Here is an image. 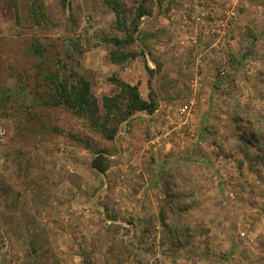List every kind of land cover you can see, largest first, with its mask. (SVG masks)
<instances>
[{
	"label": "rangeland",
	"instance_id": "obj_1",
	"mask_svg": "<svg viewBox=\"0 0 264 264\" xmlns=\"http://www.w3.org/2000/svg\"><path fill=\"white\" fill-rule=\"evenodd\" d=\"M34 1L50 17L49 24L31 26ZM143 1L152 15L156 0H122L124 13L134 14ZM187 1L191 7L176 21L183 32L175 28L146 36L152 28L144 25L146 15L134 33L136 42L127 49L146 46L155 70L151 76L142 57L124 66L109 62L103 37L124 32L113 27L116 15L106 0H70L69 8L61 0H17V12L13 0H0V99L13 97L7 108L0 104V124L7 131L0 162V264H115L129 259L133 246L139 251L132 264H264V0ZM211 1L232 10V23L238 26L226 41L217 42L219 35L211 30L218 47L190 35L187 27L204 29L206 21L215 25ZM203 10L205 24L193 17ZM66 37H81L87 49L69 57ZM36 39L51 60H64L67 72H82L100 103L103 95L115 93L109 80L113 73L126 81L129 75L146 74V94L150 83L159 102L167 100L168 111L159 114L160 105L154 113L144 111L154 116L144 123L142 139L118 153L120 143L106 139L87 116L34 101L50 95L40 87V59L31 46ZM210 56V66H202L199 60ZM178 81L189 91L188 99L169 96ZM207 89L211 120L197 154L204 160L191 166L179 161H188L193 148L185 141L190 122L184 123L179 110L185 105L196 110L200 97L195 95ZM122 124L116 137L123 135ZM54 126L66 133L55 132ZM127 132L130 144L133 133ZM97 150L107 151L111 159L105 173L91 165ZM161 159L167 164L160 165ZM160 168L171 177L162 184L168 190L151 199L142 189ZM149 198L158 221L153 211L150 218L145 215ZM203 208L210 211L205 214ZM124 222L136 226L132 244L125 242L131 229ZM201 236H206L203 242ZM234 246L238 253L229 257Z\"/></svg>",
	"mask_w": 264,
	"mask_h": 264
},
{
	"label": "trees",
	"instance_id": "obj_2",
	"mask_svg": "<svg viewBox=\"0 0 264 264\" xmlns=\"http://www.w3.org/2000/svg\"><path fill=\"white\" fill-rule=\"evenodd\" d=\"M66 8L70 6V0H61ZM108 5L114 11L116 19L113 27L124 32L122 37L117 33L104 36V43L109 45L108 60L112 64L124 66L130 60L142 57L148 72L153 76L155 70L152 68L146 57V46L138 47V50H128L130 44L136 42L134 33L138 31L142 17L150 15L153 11L148 7L146 1L140 3L134 14L126 15L123 9L122 0H106ZM16 12L18 11L17 0H13ZM37 2H33L29 8V20L31 26L49 24L50 17L46 12L40 9ZM18 17H20L18 15ZM20 21V20H19ZM68 46L67 55L73 57L76 54H81L87 47L81 37L65 38ZM34 55L40 59L37 64L38 76L46 85H40L49 96H39L34 98L39 104L45 106H65L74 114L79 116H87L92 125L98 127L103 136L108 140H114L118 129L122 122L127 120L132 114L138 110L147 111L150 113L156 112L160 102L157 98L156 91L150 85V91L147 97H144L140 91L138 84H130L124 80L119 73L110 75L109 80L114 84L116 90L112 95H103L100 103L98 97L95 96L92 90V83L85 75L79 71L67 72V64L63 59L51 60L45 53L42 45L36 39L31 43ZM46 64V65H45ZM49 66V67H46ZM53 66V68H52ZM69 77H75L69 81ZM37 79V78H36ZM12 95L5 97V100L0 99L2 108H7V104L11 102ZM28 107H32L31 104ZM55 132L66 133L59 127H52ZM70 137L80 142L87 149H91V145L79 138L76 135L67 133ZM111 159L105 150H97L96 155L91 161V165L97 171L105 173L110 167Z\"/></svg>",
	"mask_w": 264,
	"mask_h": 264
},
{
	"label": "crops",
	"instance_id": "obj_3",
	"mask_svg": "<svg viewBox=\"0 0 264 264\" xmlns=\"http://www.w3.org/2000/svg\"><path fill=\"white\" fill-rule=\"evenodd\" d=\"M158 1H159V6L157 7V5L155 4V9H154L155 11L152 14L153 16L150 15L146 19L143 20L144 25H150L152 27V28H150L148 30V32H145L146 36H149L152 32L155 33L157 31H163L164 30L166 32H170V31L175 30V28H177L179 30H182L181 29L182 24H178V23H176V21L178 19L182 18L183 15L185 16L184 13L188 10V7L190 6L189 1H187V0H173V1L172 0H158ZM211 10H213V9H211ZM197 11L198 10H196V12ZM212 17H215V25H216L221 20V12H220V10L219 9L218 10H214L213 11V14H212ZM157 19H158V22H156L155 25L153 26L152 25L153 22L155 20H157ZM162 20H164V21H162ZM215 25H212L211 26V25H209V22L206 21V24L204 25V29H199L198 26H197V24L193 28L189 27V24H188L187 27L190 30V31H188V33L190 35H196V36H200V37L202 36V37H204L206 45H207V42L209 41V43L211 42V44L213 45V47H215V46L218 47V45H216L215 42L212 43L213 36H217V35L214 34L215 32L213 31ZM233 27H234V29H237V27H238L237 26V23L235 21L231 24L230 28L226 31V33L223 35V37L217 36L215 38L216 41L217 40H221V39L224 40V41H226V35L228 37V40H230V37L231 36H233L235 33L237 34L236 30L234 31ZM153 29H154V31H153ZM182 32H183V30H182ZM188 33H184V34H188ZM146 36L143 38V41H144L145 44H148V39H146L147 38ZM235 40H236V37L234 39V42H235ZM202 41H204V40H202V38H201V43H202ZM222 44H225V43H222ZM206 45L203 44L201 46L203 48ZM156 47H160V45L159 46L157 45ZM203 59H204V57L201 60H199L201 62V65L202 66H205V67H209L210 66V61H211L210 60L211 59V56L207 60H205V59L203 60ZM193 66L194 65L192 64V66L190 67V69L192 68L191 70H193ZM187 70H188V68H186V69H184L182 71L183 72H186ZM130 76L131 75H129L127 77L128 82L130 84H132V85L139 84L140 91H141L142 95L144 97H147L148 94H146V90H145L147 88V76H146V74H142V76L137 77L136 79H133L132 77L130 78ZM182 82L183 81L180 80V83L181 84H182ZM181 84L179 85V81L178 82H174L173 83V86L169 89V94L170 95L169 94L168 95L170 97H175L178 100L179 99H183V98L184 99H188L189 96H187V94H189L188 93L189 91H187L186 88L184 89V87L181 86ZM211 96L212 95H210L209 90L208 91H205L204 93L203 92H200L197 96L195 95V98L199 99V97H200V99L198 100V105L196 107V110H194V112H193V116H194V117L192 116L193 119L191 121L189 120V122H191V123L186 128V132L187 133H186V139H185V141L189 145H193L192 146L193 148H192V150L190 152L192 154L189 155L186 158V160H188V161H185V160L182 161V160L179 159V161L185 162L187 164H190L191 166H194V163L193 162H195V161L196 162H199L200 160H204V157L203 156H201V155L198 156L197 154L199 152H200V154L202 153V151H201V146H202L201 143H203V140H205V139L203 138L201 140V138H202L201 136L204 133H206L205 124L211 120L210 113H212V111L210 110V107H209L210 102H212L210 100L211 99ZM160 102H161V104H160V110L162 109L163 111H168V109L167 110L165 109V107L167 105L166 104L167 103V100L166 99L163 100V101L161 100ZM163 102H165V104H164V107L162 108V105H163L162 103ZM162 110L159 112V114L162 112ZM141 111H143V110H141ZM141 111H137L136 113H134L132 116H130L127 120H125L123 122V124H122V127H123L122 128L123 129L122 133H123V135L120 136V137H116L115 138V141L117 143H120V145L118 144V148H119L118 153H120L122 150L124 151V149H126V147L129 146V145L130 146L132 145L134 147L137 146L138 143H139V142H137L138 139L139 138L142 139L140 134H141V130H143V128H144V123L146 124L149 121L150 116H154V115H149L148 114L149 115V117H148V115L144 111L143 112H141ZM192 124H193V126L191 128V125ZM127 131H131L133 133V139H132V141H131L130 144L127 142V140L129 139L128 136H126V134H124V133H129ZM184 132H185V130H184ZM195 134H196V136H195ZM124 137L126 138V141L124 140ZM240 162H243V161L240 160ZM164 164H167V163L165 162V160L161 159L160 165H164ZM161 170L162 169L160 168V173L154 175L153 177L150 176L151 179L150 178L148 179L149 181H151V184H149L150 186L147 185V186H145L142 189V192H144L151 199H153V196L152 195H154V194L156 196H160L159 194H161V193L162 194H164V193L166 194L167 193V191H166L167 188L163 187L162 184H163V181H165L166 184L169 183L168 179L171 178V177L169 176L167 178L168 173L167 174L164 173L166 175H163L162 174L163 172H161ZM144 172L146 173V171H144ZM170 175L171 176L174 175L173 174V171H171ZM164 196H166V195H164ZM150 198L147 199V201L145 202L144 208H143L145 210V215L148 218H150V214H151L150 211H153V212L156 213V215H154L153 217H155L157 219V221H158L159 220L158 215H157L158 214V211L155 209L156 206L150 203ZM95 204L99 208L100 205L97 203V201L95 202ZM101 207H103V206H101ZM203 210H205L204 213L205 212L208 213L210 211V209L207 210V209H204V208H203ZM183 212L184 211H182V213ZM206 219H209V218H206ZM119 221L120 220H117V221L108 220V222H119ZM145 223H146V221H145ZM122 224H123V226H128L127 227L128 229H131V233L124 236L125 237V242L127 244H132V242H136V236H135V233H137L136 232V226L133 223H128V222H124ZM138 238L140 239V242H141L142 241L141 238H144V237H140V235H138ZM205 238H206V236H201L202 242L205 240ZM219 239H217V240H219ZM144 240L146 241V238H144ZM209 240L212 241L213 239L210 238ZM217 240H214V241L218 242ZM131 246H133V245H131ZM132 249H133V253H131V256H130L129 259H125L124 258L125 260H123L121 262H118V263H115V264H132V263H129L130 260L134 258V254L136 253V250L139 251L138 248H136L135 246H133ZM235 249H236V246H234L233 248H231V249L228 250V256L229 257L232 256V253H233L234 256L237 255L238 251H236ZM172 257H173V255H171L170 258L165 257V260H163V261L165 263L170 262L174 258V257L173 258ZM177 260H179V259L176 258L175 259V262ZM222 263H224V261H222ZM222 263L221 262H218V264H222ZM176 264H178V263H176Z\"/></svg>",
	"mask_w": 264,
	"mask_h": 264
},
{
	"label": "built area",
	"instance_id": "obj_4",
	"mask_svg": "<svg viewBox=\"0 0 264 264\" xmlns=\"http://www.w3.org/2000/svg\"><path fill=\"white\" fill-rule=\"evenodd\" d=\"M211 7L213 8V10H218L220 9V6H218L217 4H215L214 2L211 1ZM222 10L224 9H220L221 12V20L215 25L213 31L218 34L220 37H222L226 31L230 28L231 24H232V20H233V11L232 10H224L222 12ZM199 13V12H198ZM207 15V12L205 10L201 11L199 14H197V16H193L197 21H199L200 23H204L205 22V16ZM222 73H224V71H222ZM191 111H194L192 109V106L190 105H185L183 107L180 108L179 110V114L180 117H183L184 119V123L189 124V118L191 115ZM191 123V122H190ZM7 139V131L6 129L3 127V125L0 124V162L2 160V148L6 143Z\"/></svg>",
	"mask_w": 264,
	"mask_h": 264
},
{
	"label": "water",
	"instance_id": "obj_5",
	"mask_svg": "<svg viewBox=\"0 0 264 264\" xmlns=\"http://www.w3.org/2000/svg\"><path fill=\"white\" fill-rule=\"evenodd\" d=\"M156 5H157V7L159 6V1L158 0H156ZM151 16H153V15H151ZM138 111H141V110H138Z\"/></svg>",
	"mask_w": 264,
	"mask_h": 264
}]
</instances>
